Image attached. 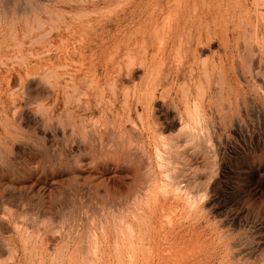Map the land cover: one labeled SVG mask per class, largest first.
Returning a JSON list of instances; mask_svg holds the SVG:
<instances>
[{"label": "rangeland", "instance_id": "374dc122", "mask_svg": "<svg viewBox=\"0 0 264 264\" xmlns=\"http://www.w3.org/2000/svg\"><path fill=\"white\" fill-rule=\"evenodd\" d=\"M0 264H264V0H0Z\"/></svg>", "mask_w": 264, "mask_h": 264}, {"label": "bare ground", "instance_id": "6f19581e", "mask_svg": "<svg viewBox=\"0 0 264 264\" xmlns=\"http://www.w3.org/2000/svg\"><path fill=\"white\" fill-rule=\"evenodd\" d=\"M128 238H129V237H128ZM128 240H130V238H129ZM130 241H131V240H130ZM130 241H129V242H130ZM129 242H127V243H129ZM131 244H132V243H131ZM131 244H129V245L131 246ZM130 248H131V247H130Z\"/></svg>", "mask_w": 264, "mask_h": 264}]
</instances>
